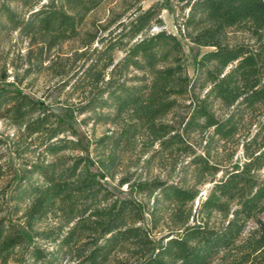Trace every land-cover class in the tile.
Listing matches in <instances>:
<instances>
[{"label": "trees", "instance_id": "trees-1", "mask_svg": "<svg viewBox=\"0 0 264 264\" xmlns=\"http://www.w3.org/2000/svg\"><path fill=\"white\" fill-rule=\"evenodd\" d=\"M105 1L0 0V36L28 43L24 78H64L82 123L111 127L85 148L1 76L0 264H264V0H175L178 36L151 32L162 5L120 0L60 55ZM180 39L205 49L194 79ZM128 151L167 178L126 173L112 190Z\"/></svg>", "mask_w": 264, "mask_h": 264}, {"label": "rangeland", "instance_id": "rangeland-1", "mask_svg": "<svg viewBox=\"0 0 264 264\" xmlns=\"http://www.w3.org/2000/svg\"><path fill=\"white\" fill-rule=\"evenodd\" d=\"M156 3L162 5L163 7L160 14L163 26L161 28L153 27L151 32H157L161 29L178 36L176 25L177 23H180V14L177 3L175 0H169V2L166 0H143L141 2V6L145 10ZM120 5V0H106L98 10L87 18L85 24L80 30L79 38L60 46L58 50L60 55L69 56L74 50L80 48V41L83 34L87 31L93 30V24L96 25L98 23H105L110 18L112 11L115 13L120 11ZM228 36L231 42L241 41L244 37L240 33L232 30L229 32ZM180 42L182 43L184 51V62L187 75L190 79H194L195 61L201 57L205 49L195 47L182 39H180ZM27 44V41L19 39L16 33L0 36V78L3 74H5L6 84L14 83L15 78H24V70L28 67L27 59L25 57L26 51L28 50ZM114 57L116 61H119L123 55L120 52H116ZM45 65L47 64H44V67ZM64 81V78H55L50 72L43 70L38 74L31 72L28 76H26L22 80L21 88L26 93L31 94L36 98H44L47 103L51 104L56 113L69 118V122L78 132L82 145L87 148L88 145L90 146L89 143L91 141L103 135L108 129H111V127L103 125L93 126L92 123L84 125L82 121L88 117V114L78 115L77 109L80 107V103L77 93H70L68 88L59 89L58 84H61ZM0 133L11 134L13 133V129L7 127L3 121H0ZM198 152H200V150H198ZM240 154L241 152L239 150L238 154L234 157L233 162L239 160L238 157ZM135 157L136 154L133 151H128L123 154V164L118 176L114 181L106 182L112 190L123 193L126 191L125 186L118 188L117 183L118 179L126 173H135L134 178L141 179H151L154 177H158L160 179L167 178V170L159 168L155 163L146 167H142L141 164L135 165ZM184 164H186V162H184ZM261 176L264 178V171L261 173ZM170 181H176V179L172 178ZM209 186L210 185L208 184H204L199 187L201 196H204L205 190L208 189ZM194 206H196V203ZM262 218L264 219V214L262 215ZM117 259L122 260V256H118Z\"/></svg>", "mask_w": 264, "mask_h": 264}]
</instances>
